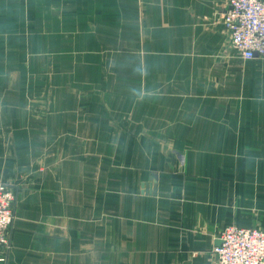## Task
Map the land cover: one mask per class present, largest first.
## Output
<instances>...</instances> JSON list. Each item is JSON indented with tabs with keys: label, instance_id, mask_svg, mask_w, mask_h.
Masks as SVG:
<instances>
[{
	"label": "crops",
	"instance_id": "1",
	"mask_svg": "<svg viewBox=\"0 0 264 264\" xmlns=\"http://www.w3.org/2000/svg\"><path fill=\"white\" fill-rule=\"evenodd\" d=\"M226 2L0 0V264H212L264 229V59Z\"/></svg>",
	"mask_w": 264,
	"mask_h": 264
},
{
	"label": "built area",
	"instance_id": "2",
	"mask_svg": "<svg viewBox=\"0 0 264 264\" xmlns=\"http://www.w3.org/2000/svg\"><path fill=\"white\" fill-rule=\"evenodd\" d=\"M227 41L243 59H264V0H227L221 14ZM15 192L0 182V262L6 261L10 227L15 216ZM220 244L211 249L212 264H264V229L227 226Z\"/></svg>",
	"mask_w": 264,
	"mask_h": 264
},
{
	"label": "rangeland",
	"instance_id": "3",
	"mask_svg": "<svg viewBox=\"0 0 264 264\" xmlns=\"http://www.w3.org/2000/svg\"><path fill=\"white\" fill-rule=\"evenodd\" d=\"M0 182H4V183H6V184H8V185H11L12 186V188H13V190H14V192H15V203H14V208H15V206H16V202H17V197H18V194H17V192H18V190H17V188H15L14 187V185L16 184V180L15 179H13L12 177H10V178H6L5 180H0ZM14 221H15V216H14V220H13V223H14ZM13 223H12V225H13ZM11 225V226H12ZM257 225H259V224H257ZM255 226V225H254ZM260 227H261V225H259ZM252 227V226H251ZM226 228V227H225ZM224 228V229H225ZM262 228V227H261ZM263 229V228H262ZM10 230H11V227H10ZM9 236H10V233H9ZM0 263H3V262H0Z\"/></svg>",
	"mask_w": 264,
	"mask_h": 264
},
{
	"label": "water",
	"instance_id": "4",
	"mask_svg": "<svg viewBox=\"0 0 264 264\" xmlns=\"http://www.w3.org/2000/svg\"><path fill=\"white\" fill-rule=\"evenodd\" d=\"M154 192H156V187H155V190H154ZM220 244V241H219V243L217 244V245H219Z\"/></svg>",
	"mask_w": 264,
	"mask_h": 264
}]
</instances>
